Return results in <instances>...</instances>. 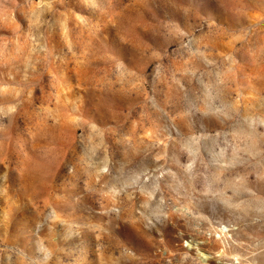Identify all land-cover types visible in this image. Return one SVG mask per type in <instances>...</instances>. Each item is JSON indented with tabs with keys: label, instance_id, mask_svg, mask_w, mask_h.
<instances>
[{
	"label": "rangeland",
	"instance_id": "obj_1",
	"mask_svg": "<svg viewBox=\"0 0 264 264\" xmlns=\"http://www.w3.org/2000/svg\"><path fill=\"white\" fill-rule=\"evenodd\" d=\"M0 264H264V0H0Z\"/></svg>",
	"mask_w": 264,
	"mask_h": 264
}]
</instances>
